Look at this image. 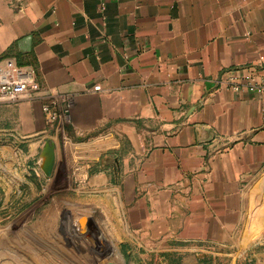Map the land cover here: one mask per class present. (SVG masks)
<instances>
[{
	"label": "crops",
	"instance_id": "crops-1",
	"mask_svg": "<svg viewBox=\"0 0 264 264\" xmlns=\"http://www.w3.org/2000/svg\"><path fill=\"white\" fill-rule=\"evenodd\" d=\"M3 57L33 67L41 90L0 103V213L17 212L28 175L49 177V141L51 178L87 172L90 213L125 258L200 264L244 229L264 89L218 81L264 74V0H0ZM61 97L69 120L48 124L42 105Z\"/></svg>",
	"mask_w": 264,
	"mask_h": 264
},
{
	"label": "rangeland",
	"instance_id": "rangeland-1",
	"mask_svg": "<svg viewBox=\"0 0 264 264\" xmlns=\"http://www.w3.org/2000/svg\"><path fill=\"white\" fill-rule=\"evenodd\" d=\"M36 178L33 172L24 179L22 197L14 206L16 213H0V264H171L168 256L132 254L125 258L118 237L110 236L104 228L107 250L94 252L71 231L75 214H91L93 209L84 188L72 179L65 182L62 175ZM248 196L244 229L228 243L210 246L202 264H264V173L249 185ZM176 257L173 264H197L193 254Z\"/></svg>",
	"mask_w": 264,
	"mask_h": 264
},
{
	"label": "built area",
	"instance_id": "built-area-1",
	"mask_svg": "<svg viewBox=\"0 0 264 264\" xmlns=\"http://www.w3.org/2000/svg\"><path fill=\"white\" fill-rule=\"evenodd\" d=\"M218 82L235 93L242 90L259 93L264 89V74L256 70L248 71L244 75L230 73ZM93 89L97 90L99 86H94ZM40 90L41 86L33 67L21 65L11 57L0 58V103L31 99ZM61 100L65 102L61 110L57 109L55 99H49L43 103L42 111L48 124H56L60 119L69 120V104L66 98L61 97ZM71 178L78 187L84 188L88 174L81 170L79 164H76L72 169Z\"/></svg>",
	"mask_w": 264,
	"mask_h": 264
},
{
	"label": "water",
	"instance_id": "water-1",
	"mask_svg": "<svg viewBox=\"0 0 264 264\" xmlns=\"http://www.w3.org/2000/svg\"><path fill=\"white\" fill-rule=\"evenodd\" d=\"M41 157L43 161L40 168L46 176H50L54 165V146L51 142H45ZM71 231L73 234L82 237L94 252L102 254L107 250V246L103 242L101 227L95 215L76 213L72 221ZM105 264L115 263L106 262Z\"/></svg>",
	"mask_w": 264,
	"mask_h": 264
},
{
	"label": "trees",
	"instance_id": "trees-1",
	"mask_svg": "<svg viewBox=\"0 0 264 264\" xmlns=\"http://www.w3.org/2000/svg\"><path fill=\"white\" fill-rule=\"evenodd\" d=\"M168 258H169L168 260L170 261V263H171V264H173V263H174V261H173V260H175V261H176V257H175V255H173V254H172V255H169V256H168ZM201 264H202V262H201Z\"/></svg>",
	"mask_w": 264,
	"mask_h": 264
}]
</instances>
